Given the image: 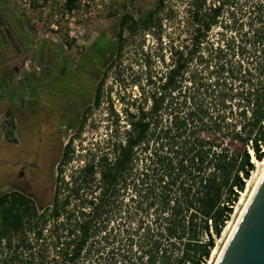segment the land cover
Segmentation results:
<instances>
[{
  "label": "trees",
  "instance_id": "trees-1",
  "mask_svg": "<svg viewBox=\"0 0 264 264\" xmlns=\"http://www.w3.org/2000/svg\"><path fill=\"white\" fill-rule=\"evenodd\" d=\"M187 4L167 43L163 0L120 18L109 69L138 29L140 45L146 36L155 44L141 52L143 80L128 85L139 97L122 100V117L110 111L104 139L69 174L71 141L64 146L47 198L0 194V264L207 263L252 159L263 158L264 0ZM101 93L102 82L95 106Z\"/></svg>",
  "mask_w": 264,
  "mask_h": 264
},
{
  "label": "rangeland",
  "instance_id": "rangeland-1",
  "mask_svg": "<svg viewBox=\"0 0 264 264\" xmlns=\"http://www.w3.org/2000/svg\"><path fill=\"white\" fill-rule=\"evenodd\" d=\"M26 1L28 9L22 0H0V194L15 189L42 199L48 197L55 183L64 146L71 141L72 160L62 169L69 174L84 160L85 151L104 139L109 129L110 111L122 117V100L126 102L127 97H139L138 88L128 85L136 78L143 80L140 55L142 50L155 47L153 39L146 36L145 43L140 45L139 29L131 39H127L124 32L127 43L121 52L120 64L111 69L108 65L115 55L120 18L129 13L136 19L142 12L155 8L159 0H74L70 10L66 8L65 0ZM163 4L164 10L160 14L162 41L167 43L169 37L173 38L182 29L188 4L187 0H163ZM14 18L20 22L15 29L11 23ZM102 50L104 55L100 53ZM84 52L97 54L100 63L96 67L95 78L86 85L85 102L76 110V121L62 123L60 132L45 137L49 150L47 164L42 168L39 165L34 168H23L22 164L15 166L13 157L21 153V149L14 145L20 135L17 128L34 129L40 124V117L45 115L44 109L32 103L30 96L33 92L42 95L39 76L44 64L60 54L70 63H75ZM160 68L159 61H153L152 75ZM101 82L100 103L95 106L94 92ZM69 101L72 102V99ZM80 125L82 129L79 132ZM125 129L121 121L117 126V140L122 139ZM26 143L35 150L41 149L35 141L27 140ZM29 170L32 176L28 174ZM260 170L261 166L254 162V169L245 184L246 194L243 196L240 193L241 201L246 199L255 181L252 172L258 174ZM22 171L25 176L18 179L17 174ZM238 201L229 225L241 208V204L237 205ZM227 233L228 229L223 230L215 239V253H211L206 264H213Z\"/></svg>",
  "mask_w": 264,
  "mask_h": 264
},
{
  "label": "flooded vegetation",
  "instance_id": "flooded-vegetation-1",
  "mask_svg": "<svg viewBox=\"0 0 264 264\" xmlns=\"http://www.w3.org/2000/svg\"><path fill=\"white\" fill-rule=\"evenodd\" d=\"M104 53L103 50V55ZM94 56L97 54L84 52L78 56L75 63H70L60 54L44 64L42 74L39 76L42 95L33 92L30 96L32 103L44 109L45 115L40 117V124L34 129L17 128L20 135L18 142L14 145L21 149V153L13 157L15 166L22 164L23 168L26 166L34 168L39 165L42 168L47 164L49 148L46 145L45 137L60 132L62 123L67 124L76 121L74 118L76 110L85 102L84 90L86 85L89 80L95 78L96 67L100 63V60L95 59ZM37 77L34 76V78ZM70 99L72 102L69 101ZM27 140L40 144L41 149L35 150L30 145L27 146ZM28 174L33 175L31 170L28 171ZM24 176L23 171L17 174L18 179H22Z\"/></svg>",
  "mask_w": 264,
  "mask_h": 264
},
{
  "label": "water",
  "instance_id": "water-1",
  "mask_svg": "<svg viewBox=\"0 0 264 264\" xmlns=\"http://www.w3.org/2000/svg\"><path fill=\"white\" fill-rule=\"evenodd\" d=\"M215 264H264V173Z\"/></svg>",
  "mask_w": 264,
  "mask_h": 264
},
{
  "label": "bare ground",
  "instance_id": "bare-ground-1",
  "mask_svg": "<svg viewBox=\"0 0 264 264\" xmlns=\"http://www.w3.org/2000/svg\"><path fill=\"white\" fill-rule=\"evenodd\" d=\"M263 153H264V149H263ZM252 162H253V163H254V162H257V164H258L259 166H261V170H260V172H259L258 174H256L255 172H252V178H255V181H254V183H253V186H252L251 190L248 192L247 197H246V199H245L244 201H241V198L239 199L237 205H240V204H241V208L239 209V211H238V213H237V216L235 217V220H234L230 225L228 224V222H229V221H228L227 224H226V226L224 227L223 230L225 231V230L228 229V233H227V236H226V238H225V240H224V242H223V245H222L221 248L216 252V257H215V260L213 261V264L216 263L218 257L220 256V253H221V251H222V249H223L225 243L227 242V240H228L230 234L232 233V231H233V229H234V226H235V224H236V222H237V220H238V218H239V216H240V214H241L243 208L245 207V205H246L247 201L249 200L250 196L252 195V193H253V191H254V189H255L257 183L259 182L261 176H262L263 173H264V156H263V158H262L261 160H259V161H258V160L256 161V160L253 158V159H252ZM248 181H249V180H248ZM248 181H247V182H248ZM245 191H246V190H245ZM245 191L241 192V194H242L243 196L246 194ZM214 251H215V250L213 249L211 253H212V254L215 253Z\"/></svg>",
  "mask_w": 264,
  "mask_h": 264
},
{
  "label": "built area",
  "instance_id": "built-area-1",
  "mask_svg": "<svg viewBox=\"0 0 264 264\" xmlns=\"http://www.w3.org/2000/svg\"><path fill=\"white\" fill-rule=\"evenodd\" d=\"M22 1H23V3H24V6L27 7V9H28V7H29V3H28L26 0H22Z\"/></svg>",
  "mask_w": 264,
  "mask_h": 264
}]
</instances>
